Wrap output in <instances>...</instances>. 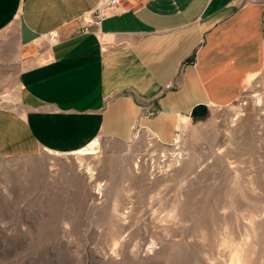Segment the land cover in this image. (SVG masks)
Here are the masks:
<instances>
[{"label":"rangeland","instance_id":"1","mask_svg":"<svg viewBox=\"0 0 264 264\" xmlns=\"http://www.w3.org/2000/svg\"><path fill=\"white\" fill-rule=\"evenodd\" d=\"M87 151L0 159V264H264V72L172 145L136 130Z\"/></svg>","mask_w":264,"mask_h":264},{"label":"crops","instance_id":"2","mask_svg":"<svg viewBox=\"0 0 264 264\" xmlns=\"http://www.w3.org/2000/svg\"><path fill=\"white\" fill-rule=\"evenodd\" d=\"M100 2L0 0V70L17 81L0 159L77 155L136 130L169 146L197 106L233 105L264 72V0H125L86 33Z\"/></svg>","mask_w":264,"mask_h":264},{"label":"built area","instance_id":"3","mask_svg":"<svg viewBox=\"0 0 264 264\" xmlns=\"http://www.w3.org/2000/svg\"><path fill=\"white\" fill-rule=\"evenodd\" d=\"M124 1L125 0H101L98 8L93 13L83 18L81 26L84 32L88 33L90 27H100L105 19L121 14ZM51 41H48L47 44H51ZM35 45H43V40H37Z\"/></svg>","mask_w":264,"mask_h":264},{"label":"water","instance_id":"4","mask_svg":"<svg viewBox=\"0 0 264 264\" xmlns=\"http://www.w3.org/2000/svg\"><path fill=\"white\" fill-rule=\"evenodd\" d=\"M207 110V107L203 106V105H200V106H197L194 111L192 112V114L194 116H199L201 114H203L204 112H206Z\"/></svg>","mask_w":264,"mask_h":264},{"label":"bare ground","instance_id":"5","mask_svg":"<svg viewBox=\"0 0 264 264\" xmlns=\"http://www.w3.org/2000/svg\"><path fill=\"white\" fill-rule=\"evenodd\" d=\"M93 154H94V152H88L87 150H85V151L80 152L78 155L90 156V155H93Z\"/></svg>","mask_w":264,"mask_h":264},{"label":"clouds","instance_id":"6","mask_svg":"<svg viewBox=\"0 0 264 264\" xmlns=\"http://www.w3.org/2000/svg\"><path fill=\"white\" fill-rule=\"evenodd\" d=\"M185 119H186V120H191V117L189 116V117H186Z\"/></svg>","mask_w":264,"mask_h":264}]
</instances>
